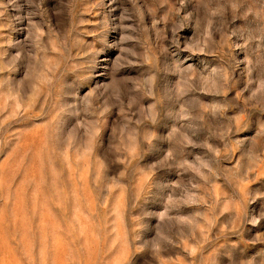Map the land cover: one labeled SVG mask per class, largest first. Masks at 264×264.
<instances>
[{
  "label": "rangeland",
  "instance_id": "rangeland-1",
  "mask_svg": "<svg viewBox=\"0 0 264 264\" xmlns=\"http://www.w3.org/2000/svg\"><path fill=\"white\" fill-rule=\"evenodd\" d=\"M0 264H264V0H0Z\"/></svg>",
  "mask_w": 264,
  "mask_h": 264
}]
</instances>
